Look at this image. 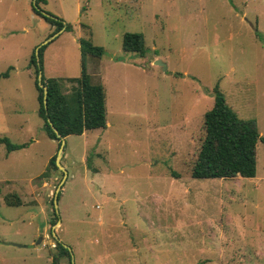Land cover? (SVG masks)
<instances>
[{
  "label": "rangeland",
  "instance_id": "rangeland-1",
  "mask_svg": "<svg viewBox=\"0 0 264 264\" xmlns=\"http://www.w3.org/2000/svg\"><path fill=\"white\" fill-rule=\"evenodd\" d=\"M31 1L0 0V138L25 144L0 142V264H52L56 241L73 264H264V143L254 177H191L215 86L264 137V0L41 5L71 26L46 43L42 74L76 91L85 38L103 49L86 71L106 93V127L65 138L54 234L59 142L42 127L29 60L56 32ZM125 32L143 34L144 56L122 49Z\"/></svg>",
  "mask_w": 264,
  "mask_h": 264
},
{
  "label": "trees",
  "instance_id": "trees-1",
  "mask_svg": "<svg viewBox=\"0 0 264 264\" xmlns=\"http://www.w3.org/2000/svg\"><path fill=\"white\" fill-rule=\"evenodd\" d=\"M46 2L47 0H32V12L52 25L54 32L61 29L69 30L70 24L42 8L41 5ZM256 35L260 36L258 32ZM45 47L46 44L39 46L40 65L37 64L35 51H33L29 68L34 69L38 114L43 121L42 127L47 137L57 140L60 144V139L68 135H81L86 131L105 128L107 124L105 89L100 83H92L91 76L86 71V57L88 55L100 57L103 49L94 45L91 40L80 39L81 73L77 78L70 80L77 83L76 91L71 94L63 92L57 78L45 77L42 74L41 83L47 89L45 107L44 91L37 79L38 71L42 69V51ZM122 49L144 56L146 47L143 34L125 32L122 36ZM8 75L9 70H6L0 74V78L8 77ZM203 127L204 137L191 167V177L225 179L235 176L251 178L256 175V146L258 142L264 143V137L260 135L255 120L241 118L236 114L226 102L218 86L214 88L213 106L203 115ZM53 128L58 131L60 137ZM0 142L6 144L8 152L25 145L13 144L7 138H0ZM55 157L56 154L49 159L48 167L58 169ZM6 202L8 205H20V199L17 196L6 197ZM53 211L58 219L54 208ZM56 249L57 251L51 255V263L60 264L62 257H68L71 264L69 249L60 241H56Z\"/></svg>",
  "mask_w": 264,
  "mask_h": 264
},
{
  "label": "water",
  "instance_id": "water-1",
  "mask_svg": "<svg viewBox=\"0 0 264 264\" xmlns=\"http://www.w3.org/2000/svg\"><path fill=\"white\" fill-rule=\"evenodd\" d=\"M34 1V0H33ZM64 29H61L59 31H57L54 35L50 36L47 40H45L43 42L42 45H45L47 42H49L50 40H52L55 36L58 35V33L62 32ZM35 55H36V59H37V64L40 65V61H39V47L36 48L35 50ZM159 64L161 63L160 61L158 62ZM37 79H38V84L40 85V87L43 88V91H44V104H45V107H46V92H47V89L45 86L42 85L41 83V79H42V70H39L38 71V75H37ZM54 132L57 134V136L60 137V135L58 134V131L53 128ZM64 145H65V138H61L60 139V144L58 146V149H57V152H56V157H55V164L57 166V168L63 172V176H62V179L61 181L59 182L58 186L56 187L55 189V192H54V195H53V208L55 210V212L57 213V209H58V195L60 193V190H61V187H62V184L66 178V170L64 169V167L62 166L61 164V157L63 155V150H64ZM60 224V221L59 219L56 221V223L54 224V226L52 227V231H53V234H54V227L56 225ZM39 242H40V239H39ZM38 242V243H39ZM68 248V247H67ZM69 249V248H68ZM70 251V249H69ZM70 256H71V264H73V255L70 251Z\"/></svg>",
  "mask_w": 264,
  "mask_h": 264
},
{
  "label": "crops",
  "instance_id": "crops-1",
  "mask_svg": "<svg viewBox=\"0 0 264 264\" xmlns=\"http://www.w3.org/2000/svg\"><path fill=\"white\" fill-rule=\"evenodd\" d=\"M84 133H85V132H84ZM84 133H83V134H84ZM238 177H241V176H238ZM243 178H244V177H243Z\"/></svg>",
  "mask_w": 264,
  "mask_h": 264
}]
</instances>
